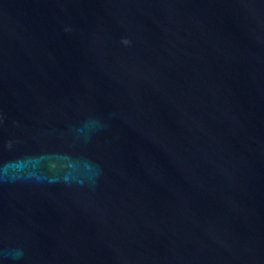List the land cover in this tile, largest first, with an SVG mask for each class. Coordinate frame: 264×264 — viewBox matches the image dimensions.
<instances>
[{"label": "water", "instance_id": "1", "mask_svg": "<svg viewBox=\"0 0 264 264\" xmlns=\"http://www.w3.org/2000/svg\"><path fill=\"white\" fill-rule=\"evenodd\" d=\"M0 264H264V0H0Z\"/></svg>", "mask_w": 264, "mask_h": 264}]
</instances>
